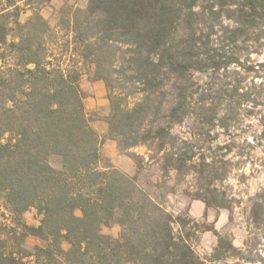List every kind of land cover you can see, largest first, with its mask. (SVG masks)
<instances>
[{"label": "trees", "instance_id": "trees-1", "mask_svg": "<svg viewBox=\"0 0 264 264\" xmlns=\"http://www.w3.org/2000/svg\"><path fill=\"white\" fill-rule=\"evenodd\" d=\"M19 1L31 0H0V264H206L192 245L201 222L168 211L140 175L150 161L166 174L195 165L174 130L189 115L194 75L222 66L216 38L229 27L249 37L264 0H87L57 25L41 6L22 20ZM85 71L109 90L107 137L86 109ZM109 137L134 174L100 167ZM143 145L147 161L129 152ZM31 208L37 225L23 219ZM250 212L264 223V190ZM112 223L119 236L103 232ZM215 231L213 256L238 250ZM28 233L45 243L29 246Z\"/></svg>", "mask_w": 264, "mask_h": 264}, {"label": "rangeland", "instance_id": "rangeland-1", "mask_svg": "<svg viewBox=\"0 0 264 264\" xmlns=\"http://www.w3.org/2000/svg\"><path fill=\"white\" fill-rule=\"evenodd\" d=\"M25 3H18L26 8L22 20L41 6L49 22L57 25L63 9L85 6L87 0ZM257 22L254 28L250 27L249 37H237L230 27L221 31L216 46L222 66L194 75L189 115L174 130L188 139L186 151L195 154V165L186 174L179 175L176 170L166 174L159 164L150 161L140 175L142 184L168 211L182 219L191 217L201 222L202 229L193 235L192 245L206 264H264V223L255 224L250 212L252 199L264 190V18ZM229 54H234L237 61L226 64ZM81 85L92 123L107 137L111 102L106 82L94 80L92 73L85 71ZM134 99L131 97L130 101ZM129 152L144 154L146 161L149 158L144 145ZM110 165L130 174L137 170L131 155L121 151L117 141L109 137L102 146L100 167ZM199 194L210 198L212 205L207 206ZM23 219L37 225L41 216L31 208L24 212ZM102 230L119 236L121 226L105 224ZM215 230L238 250L223 248L219 257L213 256L218 243ZM27 242L31 247L45 243L33 233H28Z\"/></svg>", "mask_w": 264, "mask_h": 264}]
</instances>
